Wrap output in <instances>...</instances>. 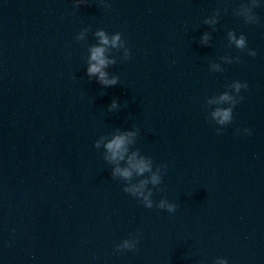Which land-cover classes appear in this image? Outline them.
<instances>
[{
	"label": "water",
	"instance_id": "95a60500",
	"mask_svg": "<svg viewBox=\"0 0 264 264\" xmlns=\"http://www.w3.org/2000/svg\"><path fill=\"white\" fill-rule=\"evenodd\" d=\"M248 2L167 0L114 98L118 109L107 110L12 264H264V0L254 24L238 9ZM217 10L218 23L204 24ZM229 31L246 37L244 51L229 47ZM234 82L248 87L218 135L210 113L228 107L218 96L237 95ZM117 129L139 136L124 161L109 164L94 144ZM136 150L154 171L167 166L159 190L145 188L152 209L123 191L150 173L133 172L128 183L111 177ZM161 199L176 211L158 209ZM133 237L135 250L115 251Z\"/></svg>",
	"mask_w": 264,
	"mask_h": 264
},
{
	"label": "clouds",
	"instance_id": "9594fccd",
	"mask_svg": "<svg viewBox=\"0 0 264 264\" xmlns=\"http://www.w3.org/2000/svg\"><path fill=\"white\" fill-rule=\"evenodd\" d=\"M84 4V0H76L73 7L79 9ZM257 0H249L248 3H241L238 9H242L245 12L250 13V15L243 16V20L247 24H254L257 22V17L253 14V9L259 7ZM106 8H110V5H105ZM220 13L217 10L212 18L204 20V24L209 26H214L218 23V17ZM243 13H237V16L241 17ZM89 29H84L76 37V40L81 42L84 40V34L88 32ZM213 31L215 28L213 27ZM228 35V44L235 45V48L244 51L247 48L246 37L241 34L238 38L233 31H229ZM95 36L99 37V45L102 46H90L88 48V67L86 75L91 80L93 77L96 78V82L103 86L104 88L114 87L120 83L119 78L115 75L110 76L108 72L105 71L110 65L113 66L117 63V59L113 55V50L119 52L123 50L122 60L127 61L130 59V52L125 46V41L122 39L120 33H115L110 36L106 34L103 30H97ZM211 36L209 33H205L200 43L203 46H210L209 41ZM108 53V55H106ZM112 58H108V56ZM247 55L255 57L257 53L253 50H249ZM236 62H239V58H236ZM227 64L233 63V59L226 61ZM210 70L213 72L223 71L217 64H211ZM248 85L246 83L242 84L240 82H234L228 86V88L234 91L237 95H229L228 91H225L223 94L218 96L219 102H229L228 107H218L215 111L210 113V121L215 122V124L220 127L216 129L217 134H222L221 129L230 124L233 120V109L235 106L243 99V97H238L241 89H247ZM214 101L208 99L206 101L207 106L211 105ZM119 104L116 100H113L110 106L108 107V112H113L117 110ZM239 132V130H237ZM247 135H251V132L248 129L244 130ZM139 136L138 130L133 131H121L120 129L115 130L111 136H101L94 144V147L99 150L101 145L104 146L105 152L103 154V159L109 164L113 162L124 161L126 154L129 152V145L135 144V138ZM127 163L129 167H115L111 173L112 179L120 177L125 183H128L133 178V172H135L137 177H143L145 173H150V179L142 178L139 179L138 184L131 187L124 186L123 191L128 195L136 198L140 201L146 209L153 208V191L149 189L145 193V188L150 183L153 187L159 190V185L162 182V175L166 174V165L157 166L155 171L153 170V160L149 157L143 156L138 150L132 151L131 155L128 156ZM156 207L160 210H165L168 213H174L176 211V205L169 203L166 199H161ZM138 239L133 237L130 239L124 240L121 244L117 245L115 251L120 252L122 250L133 251L136 248ZM214 264H228L226 259H217Z\"/></svg>",
	"mask_w": 264,
	"mask_h": 264
}]
</instances>
